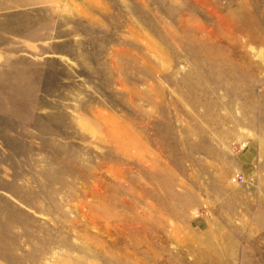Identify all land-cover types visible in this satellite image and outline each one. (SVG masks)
Instances as JSON below:
<instances>
[{
	"label": "rangeland",
	"instance_id": "1",
	"mask_svg": "<svg viewBox=\"0 0 264 264\" xmlns=\"http://www.w3.org/2000/svg\"><path fill=\"white\" fill-rule=\"evenodd\" d=\"M0 264H264V0H0Z\"/></svg>",
	"mask_w": 264,
	"mask_h": 264
},
{
	"label": "built area",
	"instance_id": "2",
	"mask_svg": "<svg viewBox=\"0 0 264 264\" xmlns=\"http://www.w3.org/2000/svg\"><path fill=\"white\" fill-rule=\"evenodd\" d=\"M241 178V175L240 174H235L234 176H233V179L234 180H237V179H240Z\"/></svg>",
	"mask_w": 264,
	"mask_h": 264
}]
</instances>
